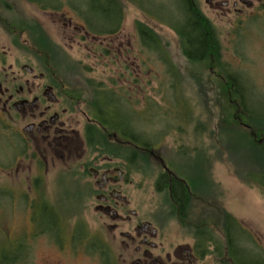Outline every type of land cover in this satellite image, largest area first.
Wrapping results in <instances>:
<instances>
[{
    "label": "rangeland",
    "instance_id": "374dc122",
    "mask_svg": "<svg viewBox=\"0 0 264 264\" xmlns=\"http://www.w3.org/2000/svg\"><path fill=\"white\" fill-rule=\"evenodd\" d=\"M44 1L48 2L46 4L50 9L56 8L53 11L65 13L73 24L91 26L103 33L98 36L118 27L122 3L125 11L124 34L135 36L133 26L141 23L158 35L162 45H154L152 50L145 48L148 43L144 47L141 41L135 39L134 54L139 55V67L134 65V71L139 76V87L132 95L125 86L122 90L118 81V75H125L126 70L131 74V65L121 67L117 62L118 56L116 59L96 57L90 51L101 52L98 43H92L82 35L77 38L76 31L64 28L63 23L67 22H62L60 15L44 14L38 6L23 0L0 1V17L8 18L13 25L22 20L27 24L35 22L42 28V31L37 27L28 28L25 23L21 26L25 29L24 39L28 40L30 47L33 46L29 32H37L38 39L40 30L46 41L65 48L67 54L64 55L67 56L53 53L54 64L72 70L75 68L76 74H80L84 84L90 87L92 100L99 85L107 91H114L118 97L123 95L118 105L122 115L134 123L144 142L152 144L150 148L159 150L173 171L188 179L193 190L197 184L191 182V175L195 178L198 177L196 174L202 175L203 184L193 191L198 201L193 203L189 224L186 230L184 225L182 232L175 230L172 237H194L201 227L214 234L222 251L223 226L228 213L242 227L235 232L237 247L253 252L264 264V186L242 180L239 176L251 173L252 170L247 168L250 165L234 160L236 154L232 158L229 148L219 143L222 129L228 127L225 117L221 118L227 106L223 99V87L218 81V75L223 76L222 70L219 67L215 70L207 68L218 65L214 59L202 63L189 61L183 54L178 34L166 23L179 17L185 8L183 0H147L150 1V15L159 21L149 18L134 5L124 4L123 0ZM137 1L148 6L146 0ZM242 25L243 28L236 27L229 34L232 28L227 20L217 24L222 30L218 33L221 61L228 72L238 79V87L245 96L248 109L254 116L264 117V11L257 18L246 19ZM74 35L75 40L71 38ZM0 39L8 42L7 35L1 30ZM248 122L246 119L245 124L240 126L247 129L245 125ZM246 131L249 132V129ZM231 133L227 131V135ZM258 135L264 138V131ZM257 141L263 144L264 139ZM18 151L19 147L15 149L13 143L5 138L0 125V264H39L42 256L49 255L51 251L47 240L52 237L49 232L53 217L40 195L30 190L25 192L26 183L21 179L20 162L15 160ZM197 157L202 168L194 172L197 169L192 168L191 159ZM257 163L263 170L261 162ZM139 168L138 182L128 188L126 195L131 202L130 208L138 210L144 217L156 200L153 176L157 170L142 152ZM56 185L64 187V191L50 189L45 194L54 203L53 207L62 216H70L69 224L86 218L95 237H101L103 223L108 226L112 222L108 219L102 221L96 214L94 195L91 198L89 195V199L81 203L78 198L82 193L74 191L75 184L71 180L60 176ZM70 197L74 198L73 203L67 202ZM214 216L216 219H213ZM52 228L54 230L55 227Z\"/></svg>",
    "mask_w": 264,
    "mask_h": 264
},
{
    "label": "flooded vegetation",
    "instance_id": "af4514ba",
    "mask_svg": "<svg viewBox=\"0 0 264 264\" xmlns=\"http://www.w3.org/2000/svg\"><path fill=\"white\" fill-rule=\"evenodd\" d=\"M189 1L209 20L217 40L218 33L222 32L217 24L223 20L230 24L232 29L228 33L231 34L236 27L243 28L246 19L257 18L264 11V0ZM123 2L159 21L150 15V1L146 3L148 6L137 0ZM120 12L118 27L102 36L93 35L83 25L73 24L65 13L53 10L42 13L60 15L62 22H67L63 23L64 28L76 31L77 38L82 35V38L98 43L101 52L90 51L96 57L116 59L118 56L121 67L131 65V74L126 70L125 75H118V81L122 90L125 86L133 95L139 87V76L134 71V65L139 67V55L134 54L135 39L143 45L144 41L138 24L133 26L135 36L123 33L125 11L122 3ZM1 13L2 10L0 16ZM180 17L166 23L176 25ZM23 23L25 21L21 20L20 25L13 26L8 18L0 17V30L8 39V42L0 41V125L5 138L15 149L19 147L15 160L20 162L25 192L30 190L40 195L53 217L49 232L52 237L47 240L51 251L42 256L39 264H237L226 250L224 235L222 252L214 234L201 227L194 237H172L175 230L182 232L184 225L186 230L189 224L193 203L198 201L193 191L203 184L202 175L196 174V178L191 175V182L197 184L193 190L188 179L173 171L158 149L141 147L140 142L144 139L133 122L124 121L121 112L119 131H109L93 116L96 111L91 90L82 81V76L76 74L75 68L56 66L52 54L48 56L30 47L24 39ZM76 35L71 38L75 40ZM146 39L148 45H144L145 48L152 50L162 45L148 35ZM58 48L60 54L67 56L64 55L67 54L65 48ZM97 92L100 95L108 93L102 85ZM91 141L94 142L92 146ZM141 152L150 158L157 170L153 176L156 200L144 217L138 210L130 208L131 202L126 195L128 188L138 182ZM60 176L75 184L74 191L82 193L78 198L81 203L94 195L96 214L102 221L112 222L108 226L103 223L101 237H95L86 218L69 224L70 216H62L53 207L54 203L45 194L50 189L64 191V187L56 185ZM73 201V197L67 200ZM241 250L237 247L236 253L240 254ZM19 261L20 258L16 262Z\"/></svg>",
    "mask_w": 264,
    "mask_h": 264
},
{
    "label": "trees",
    "instance_id": "16d2710c",
    "mask_svg": "<svg viewBox=\"0 0 264 264\" xmlns=\"http://www.w3.org/2000/svg\"><path fill=\"white\" fill-rule=\"evenodd\" d=\"M28 1L32 2L33 4H37V6L42 10L56 9L54 7L50 9L48 4H46L48 2L44 0ZM183 2L185 4V8L180 14L181 17L179 22L176 25H170L181 40L183 45V54L191 62L202 63L206 60L211 61L214 59L218 65H209L207 68H213L215 70V68L219 67L223 73V76L217 75L218 81L223 87V99L227 104L221 118L225 117L224 121L228 124V127L222 129L223 133H226V135L222 133L220 137L221 141H219V143L222 144L224 148H229L232 158H234V154H236V158H234V160L250 165L247 168L252 170H250L251 173H247L245 176H239L242 180L245 182L253 181L258 185L260 184L264 186V142L263 144H260L257 141L258 139H264L259 138L258 135L264 131V117L254 116L253 113L248 109L245 96L242 94L240 87H238V79L236 76L228 72L221 61V45L214 34L209 20L205 18L200 12L196 11L189 0H183ZM31 23L32 24H27V22H25V26H28V28L37 27L42 31V28L37 23ZM137 27L140 31L141 39L144 41V45L146 44L145 41H147V35L150 36L152 40H155L158 43L160 42L158 35L146 25L139 23ZM87 28L89 32L94 35L103 34L101 31L95 28L93 29L91 26H88ZM40 30L38 39L36 37L37 32L30 34L28 30L29 39L32 46L38 51L46 53L48 56H50V54L53 55L54 52V54H60L59 48L54 43H49L48 40L46 41V38L42 37L43 33L40 32ZM169 68L170 70L172 68L170 63ZM97 94H99V96ZM96 95L97 96L94 97L92 104L94 111H96L93 114L94 118L99 122L104 123L109 131H119L117 125L118 116L121 115V110L118 109V105L120 106V102H122L121 96L118 97L114 91H108L106 95H100V93L97 92ZM189 109H187L186 114L189 113ZM123 117L124 121L127 122V117ZM246 119L249 120V122L247 125H245L247 126V129H245L248 130L250 128L251 132L246 131L243 128L244 126L241 127V123L245 124L244 122ZM227 131L232 133L227 135ZM107 143H109V141ZM93 144L94 142L91 141L90 145L92 146ZM140 145L146 148H150L152 146V144L144 141H141ZM259 161L261 162L263 170L257 163ZM191 163L193 164L192 168L197 169L194 172H199V170H201L198 157L194 160L191 159ZM259 173H261V175H258ZM190 186L192 187L191 184ZM238 228H242L238 220H236V218H234L231 214L226 213L223 226V235L225 236V245L228 247L226 250L229 256H233L237 264H261L259 257L256 254H253L251 251L242 249L240 254L236 253L237 245L235 244L234 236ZM221 255H223V253H221Z\"/></svg>",
    "mask_w": 264,
    "mask_h": 264
}]
</instances>
